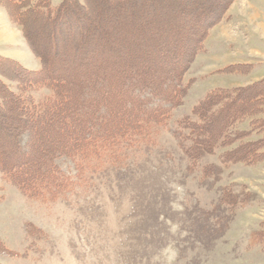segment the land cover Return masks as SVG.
<instances>
[{
	"label": "rangeland",
	"instance_id": "374dc122",
	"mask_svg": "<svg viewBox=\"0 0 264 264\" xmlns=\"http://www.w3.org/2000/svg\"><path fill=\"white\" fill-rule=\"evenodd\" d=\"M124 2L121 15L110 17L109 0H93L103 6L104 28L118 24L112 36L123 41L124 60H138L140 67L144 59L153 67L164 65L162 53L192 46L182 76L186 96L151 143L125 150L117 163L82 178L72 159L59 157V167L76 182L60 198H29L0 170V264H264L263 248L250 240L264 229V160L221 167L216 156H208L201 163L216 164L219 175L204 178L200 168L187 170L173 134L176 121L191 114L210 90L264 79V0H152L150 11L147 0ZM14 14L0 0V56L38 69L39 59ZM25 22L38 41L45 39L49 29L37 18ZM229 65H249L250 72L228 73L223 69ZM43 93H35L36 99ZM14 124L0 121V148L12 145ZM55 131L45 128L39 146L52 145ZM20 141L27 151L28 133H21ZM39 150L21 165L41 160ZM225 189L237 201L249 199L231 207L222 201Z\"/></svg>",
	"mask_w": 264,
	"mask_h": 264
},
{
	"label": "trees",
	"instance_id": "16d2710c",
	"mask_svg": "<svg viewBox=\"0 0 264 264\" xmlns=\"http://www.w3.org/2000/svg\"><path fill=\"white\" fill-rule=\"evenodd\" d=\"M124 1L109 0L108 7L114 6V11L107 15L120 16L126 8ZM6 2L15 10L40 67L27 68L18 60L0 56V121L15 120L12 145L0 148V170L27 197L52 201L76 184L57 164L59 157L72 159L78 177L83 178L105 163L121 161L125 150L151 143L157 127L169 124L173 110L186 96L188 87L182 76L194 50L192 46L183 52L173 48L169 54L162 53L167 67L165 63L153 67L146 59L140 67L138 60H124L123 41L112 36L118 24L104 28L103 6L93 0ZM145 4L150 11L152 0ZM128 7L130 14L135 11L133 5ZM32 15L42 29H49L44 40L38 41L28 31L25 19ZM162 48L158 49L163 52ZM244 66L250 67L229 65L223 70L250 72ZM43 90L47 93L36 99L35 93ZM47 127L55 128L56 139L50 146H39L40 133ZM21 133L30 136L27 151ZM173 134L188 160L187 170L200 168L204 178L219 175L216 164L201 163L208 156H216L221 167L264 160V79L210 90L191 114L176 121ZM39 147L43 160L22 166L21 162L35 157ZM227 190L222 201L231 207L249 199L246 195L237 201ZM250 240L264 250V229L253 233Z\"/></svg>",
	"mask_w": 264,
	"mask_h": 264
},
{
	"label": "bare ground",
	"instance_id": "6f19581e",
	"mask_svg": "<svg viewBox=\"0 0 264 264\" xmlns=\"http://www.w3.org/2000/svg\"><path fill=\"white\" fill-rule=\"evenodd\" d=\"M181 1V0H180ZM209 1V0H208ZM211 1V0H210ZM167 2H168V0H167ZM195 3V2H194ZM213 3V2H212ZM197 4H199V3H197ZM211 4V3H210ZM219 4V3H218ZM178 5V4H177ZM167 6V5H166ZM173 7V6H172ZM152 8V7H151ZM217 8V7H216ZM168 10V9H167ZM163 11V10H162ZM166 11V10H165ZM176 11V10H175ZM168 12V11H167ZM169 14V13H168ZM165 15V14H164ZM193 15V14H192ZM177 17H178V15H177ZM194 20V19H193Z\"/></svg>",
	"mask_w": 264,
	"mask_h": 264
}]
</instances>
